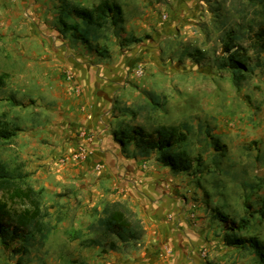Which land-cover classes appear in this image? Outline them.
Listing matches in <instances>:
<instances>
[{
    "label": "crops",
    "instance_id": "crops-1",
    "mask_svg": "<svg viewBox=\"0 0 264 264\" xmlns=\"http://www.w3.org/2000/svg\"><path fill=\"white\" fill-rule=\"evenodd\" d=\"M65 1L0 0L1 43L17 42L23 51L39 44L46 52L29 62L25 72H36L34 76L49 96L44 105L51 114L46 126L38 127L44 132L41 139L20 126L16 136L5 142L7 157L0 159L42 192L43 205L52 209L53 226L65 227V240L80 242L81 238L85 264H259L249 261L241 249L225 244L218 231L220 223L209 212L199 214L202 219L197 221L188 218L187 200L177 194L192 188L195 176L173 174L155 156H135L133 148L125 152L115 140L120 126L117 97L133 82L134 62L149 61L154 48L147 46V40L120 47L118 39L110 37L111 58H99L60 23ZM69 1L89 8L100 2ZM116 1L126 18L122 38H141L153 32L154 26L156 35L161 34L165 23L161 13L170 19L165 30L175 25L181 29L184 19L192 20L203 3L169 0L170 4L159 6L150 0ZM28 79L22 74L18 82L25 84ZM16 101L14 106L22 105ZM81 130L87 131V137L80 136ZM80 146L88 151L85 160L78 158ZM96 165L101 171H96ZM198 183V191L208 192ZM111 203L130 209L142 222L145 234L130 243H121L115 236L101 237L102 244L114 241L118 245L116 250L106 248L104 252L101 245L90 243L101 235L93 227Z\"/></svg>",
    "mask_w": 264,
    "mask_h": 264
},
{
    "label": "rangeland",
    "instance_id": "rangeland-1",
    "mask_svg": "<svg viewBox=\"0 0 264 264\" xmlns=\"http://www.w3.org/2000/svg\"><path fill=\"white\" fill-rule=\"evenodd\" d=\"M150 1L159 6L170 4L169 0ZM201 1L194 18L184 19L181 29L175 25L165 30L170 19L161 13L165 22L161 34L156 35L158 28L154 26L153 32L141 36L147 46L154 48L153 55L149 61L134 62L133 68L142 66L144 74H135L133 82L117 97L118 124L126 122L147 129L191 125L188 149L193 157L202 160V166L201 172L194 175L192 188L177 194L187 200L188 218L197 221L202 219L199 214L208 212L215 218L217 209L236 221L248 217L250 226L243 235L256 236L264 242V219L257 213L264 202V54H257L252 47L254 33L264 22V0ZM228 33L249 57L246 80L239 87L233 83L230 70L215 66L226 55L224 42ZM197 49L206 54L205 59L197 61L199 57L191 56ZM45 54L39 44L23 51L17 42L0 41V78L6 82L0 88V116L16 127L32 130L38 139L44 134L38 127L46 126L51 118L44 105L49 96L34 76L36 72H25V66ZM22 74L29 78L25 84L18 82ZM13 95L21 106H14ZM209 134L225 146V156L214 150ZM6 155L5 142H0V158ZM196 181L204 184L209 193L198 191ZM44 207L53 226L52 209L46 204ZM223 226L220 224L218 231ZM53 228L46 245L23 257V263L85 264L81 238L80 242L65 240V227ZM242 251L249 261L257 260L250 251ZM0 264H17V257L0 248Z\"/></svg>",
    "mask_w": 264,
    "mask_h": 264
},
{
    "label": "trees",
    "instance_id": "trees-1",
    "mask_svg": "<svg viewBox=\"0 0 264 264\" xmlns=\"http://www.w3.org/2000/svg\"><path fill=\"white\" fill-rule=\"evenodd\" d=\"M60 23L90 53H95L102 59L111 58L107 44L110 37L117 38L120 47L142 41L135 36L122 38L126 18L122 5L116 0H100L91 8L66 0L60 15ZM253 39L252 47L257 54H264V22L254 33ZM235 40L231 33L227 34V41L224 42L226 55L217 60L215 66L219 70H230L233 83L239 87L246 80V62L249 61V57L245 49H239ZM191 56L199 57L197 61L206 58V54L199 49ZM5 86V80L0 78V88ZM12 99L14 104H18L14 97ZM18 131L19 127L11 124L3 115L0 116V142L11 141ZM191 132L192 126L188 123L147 129L122 122L115 133V140L125 152L133 148L135 156L141 158L155 156L156 161L173 174L184 173L194 176L201 172L202 160L193 157L189 152L188 140ZM208 136L216 152L220 154L225 152V146L221 145L217 137L210 134ZM221 155L225 156L223 153ZM244 205L249 210L250 205L247 201ZM257 213L264 219V202ZM250 215L253 216L252 213ZM49 217L50 213L42 203V192L36 191L27 183L25 175L12 171L7 162L0 159L1 250L17 257V264H24L23 257L34 249H41L46 245L53 230V226L48 222ZM215 218L224 225L222 234L227 246L250 251L259 264H264V242L256 236L243 235L250 226L248 217L236 221L231 219L229 214L217 209ZM93 229L99 231L101 235L91 240L90 244L101 245L104 252L106 248L116 250L118 245L114 241L102 244L101 237L115 236L121 243H130L140 241L145 234L142 222L120 203L107 204Z\"/></svg>",
    "mask_w": 264,
    "mask_h": 264
},
{
    "label": "built area",
    "instance_id": "built-area-1",
    "mask_svg": "<svg viewBox=\"0 0 264 264\" xmlns=\"http://www.w3.org/2000/svg\"><path fill=\"white\" fill-rule=\"evenodd\" d=\"M135 74L142 76L144 74L143 67L139 66L137 69H135ZM69 79H72V75H69ZM87 135H88L87 131H85V130L80 131L81 137H87ZM79 148H80V150H79L78 158L85 160L87 157L88 151L84 146H80ZM62 162L64 163L65 161L62 159ZM95 169H96V171H101V166L96 165Z\"/></svg>",
    "mask_w": 264,
    "mask_h": 264
}]
</instances>
